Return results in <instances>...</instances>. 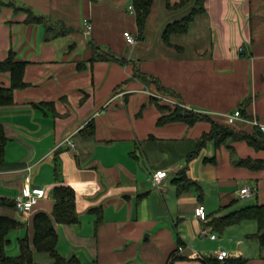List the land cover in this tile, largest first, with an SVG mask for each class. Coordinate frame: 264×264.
I'll return each mask as SVG.
<instances>
[{
  "label": "crops",
  "instance_id": "crops-1",
  "mask_svg": "<svg viewBox=\"0 0 264 264\" xmlns=\"http://www.w3.org/2000/svg\"><path fill=\"white\" fill-rule=\"evenodd\" d=\"M179 2L169 0L168 8L166 0H153L139 32L128 10L131 0H0V63L10 52L25 62V86L13 91L11 105L0 106L7 140L0 216L22 223L8 235V255L18 254V239L32 238L35 214L51 216L53 188L69 186L78 222H53L63 258L75 256L80 264H200L196 253L209 259L226 250L229 258L264 264L255 221L222 231L210 224L264 205V167L238 164L264 162V150L244 141L216 147L208 140L187 161L211 123L157 124L158 105H169L167 99L221 124L242 110L246 121L238 119L232 128L246 134L256 131L251 121L264 124V0H204V12L186 32L170 33L166 42L168 25L194 6V0L175 6ZM27 10L42 23H27ZM124 32L134 44L126 43ZM10 82L0 70V87ZM154 98L163 103L154 104ZM90 121L93 130L84 132ZM67 137L73 147L62 144ZM182 169L196 185L178 194L172 181ZM159 170L167 177L156 188L151 176ZM25 188L45 190L27 215L13 206ZM243 188L253 194L240 200ZM199 204L215 239L198 236ZM179 245L184 251L172 258ZM34 261L51 264L37 252Z\"/></svg>",
  "mask_w": 264,
  "mask_h": 264
},
{
  "label": "trees",
  "instance_id": "trees-1",
  "mask_svg": "<svg viewBox=\"0 0 264 264\" xmlns=\"http://www.w3.org/2000/svg\"><path fill=\"white\" fill-rule=\"evenodd\" d=\"M190 0H180L175 6H184ZM167 7L171 8L169 0H166ZM134 17L138 31L143 30L146 18L150 13L153 0H131ZM27 23L40 22L43 19L40 16L32 14L29 10ZM204 12V0H194V6L189 13L178 21L168 25L164 32V40L168 42L170 33H184L187 30L188 24L193 18ZM111 59L124 64L125 61L120 58L110 57ZM25 62H19L14 58L13 52H10L8 57L0 63V70L10 74V86L8 88L0 87V106H8L12 104V93L16 89H21L25 86L23 82V70ZM137 77L145 80L146 77L139 71H136ZM158 88L161 91H166L157 82ZM156 99V98H154ZM157 100V99H156ZM161 116L157 120L158 125L182 121L189 126L196 121L206 120L211 123V129L204 134L198 143L197 148L188 157L187 161L195 157L199 150L204 146L206 141H214L216 147L225 143L244 141L254 150H264V135L258 130L251 134L236 131L232 126L221 124L212 121L208 116L194 113L187 110L181 105L176 106H159ZM242 113V110H240ZM92 121L88 122L84 128V132L89 133L93 130ZM6 137L3 129L0 127V165L4 161V147L6 145ZM232 150L231 147H229ZM238 164L246 167L262 169L263 161L240 160ZM176 187L177 193L180 194L186 191L189 187L196 185L195 182L187 177L186 169H182L177 177L172 181ZM200 190V188H199ZM52 197L54 206L51 216L45 213H37L32 218V238L28 237L18 239V254L10 256L6 253V247L9 245L8 235L22 226V223L16 219L0 216V264H38L34 261V252L46 254L51 260V264H80L79 260L73 256L63 258L56 250L57 234L53 227V222L62 225H71L78 222V214L75 209L74 192L69 186H56L53 188ZM14 206V204H13ZM15 208V207H14ZM16 210V209H15ZM253 220L257 223L258 233L255 235L258 238L261 247H264V205L244 208L228 216L213 220L210 224L215 230L222 231L224 228L240 223L242 221ZM173 261V260H172ZM200 264H246L243 258H228L223 261H218L215 258L205 259L200 261Z\"/></svg>",
  "mask_w": 264,
  "mask_h": 264
},
{
  "label": "built area",
  "instance_id": "built-area-1",
  "mask_svg": "<svg viewBox=\"0 0 264 264\" xmlns=\"http://www.w3.org/2000/svg\"><path fill=\"white\" fill-rule=\"evenodd\" d=\"M128 10L134 14V9L132 4L128 6ZM83 28L86 33H89L92 29V26L90 22L87 19L83 20ZM124 39L127 44L132 45L135 43V38L129 33L124 32L123 34ZM161 100H164V98L160 97ZM166 99V98H165ZM165 102L169 105L174 106L173 102H170L165 100ZM244 120L246 121V118L242 115L240 110H236L233 113L227 114L225 116V124L232 126L237 120ZM251 124L258 130L261 134L264 135V124H261L257 121H251ZM70 145L73 147V143L70 140V137H67L62 142ZM167 177V172L165 170H159L152 174L151 176V183L154 187L160 188L162 181ZM253 194V191L250 188H243L239 191V199L244 200L246 198H249ZM45 196V190L42 188H25L23 192L20 195H17L14 199V207L17 212L27 215L31 212L33 207L37 204L39 199H42ZM194 216L197 221L201 223V227L199 230V237L205 238L208 237L210 239H215L216 236L211 233V231L205 226L206 222L208 221V216L205 211V207L201 204L197 205L194 209ZM184 247L182 245H179L176 247L174 252L172 253V258H175L179 256L183 251ZM197 259H200V261H204L205 258L202 257L201 254L196 253ZM230 257L228 252L226 250H219L215 253L214 258L218 261L226 260ZM169 264H176L172 261L169 262Z\"/></svg>",
  "mask_w": 264,
  "mask_h": 264
},
{
  "label": "rangeland",
  "instance_id": "rangeland-1",
  "mask_svg": "<svg viewBox=\"0 0 264 264\" xmlns=\"http://www.w3.org/2000/svg\"><path fill=\"white\" fill-rule=\"evenodd\" d=\"M97 53H95L94 55H96ZM154 104L155 103H163L162 101H158V100H156V102L155 101H152ZM173 104H175L174 106H176V105H180L179 103H177V102H173ZM182 106V105H181ZM18 220H19V217H18ZM15 232H17V231H14L13 233H11V234H15ZM24 235V234H23ZM11 240H14V237L13 238H10ZM12 245H14V244H11V246ZM16 245V244H15Z\"/></svg>",
  "mask_w": 264,
  "mask_h": 264
}]
</instances>
